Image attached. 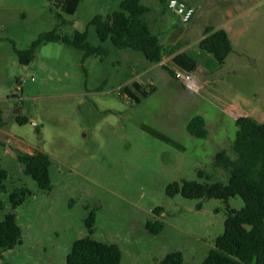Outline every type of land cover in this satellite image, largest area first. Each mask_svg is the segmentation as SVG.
I'll return each mask as SVG.
<instances>
[{"label": "rangeland", "instance_id": "374dc122", "mask_svg": "<svg viewBox=\"0 0 264 264\" xmlns=\"http://www.w3.org/2000/svg\"><path fill=\"white\" fill-rule=\"evenodd\" d=\"M121 1L80 0L70 15L50 0H0L5 119L0 130L15 153L0 148V163L8 171L7 190L0 192L5 204L0 222L13 211L23 233L21 244L3 251L0 264H67L73 243L88 235L85 220L93 210V237L118 244L122 264H157L173 251H182L187 264H201L224 232L228 207L244 205L240 197L228 203L169 197L167 187L183 179L200 180L198 170H211L221 149L233 156L237 119L251 116L264 122V1L246 6L237 23L244 30L232 32L233 51L221 67L211 71L213 55H200L193 73L202 85L198 90L163 66L154 67L141 52L100 41L91 20L118 10ZM141 1L153 9L149 19L165 46L181 44L195 52H200L199 39L207 27L224 22L225 9L235 4L184 0L196 13L181 23L173 13H162L160 0ZM87 29L89 41L109 48L108 56L83 61L82 51L47 42L26 66L14 49L28 48L42 33L73 36ZM166 59L171 67V57ZM133 81L153 83L157 90L137 104L125 91ZM15 106L28 123L15 121ZM198 115L206 120L204 139L187 131ZM37 151L52 159L51 191L41 190L23 172L16 156ZM23 185L34 194L12 209L9 194ZM158 207L163 212L155 214ZM149 220L162 221L163 232L151 234Z\"/></svg>", "mask_w": 264, "mask_h": 264}, {"label": "trees", "instance_id": "16d2710c", "mask_svg": "<svg viewBox=\"0 0 264 264\" xmlns=\"http://www.w3.org/2000/svg\"><path fill=\"white\" fill-rule=\"evenodd\" d=\"M67 14L76 13L80 0H50ZM169 0H160L168 9ZM153 9L141 0H122L119 9L108 15L95 16L90 25L95 26L101 42L111 40L119 49H130L143 54L152 65L161 63L166 57H171L173 65L166 66L174 77V68L194 73L199 67V58L203 53L213 55L209 65L211 71L221 67L233 50L232 40L223 29L208 28L199 41L200 52L180 51L181 44L165 46L161 34L153 31L152 20L149 19ZM62 42L83 52V61L92 56L105 57L109 48L103 45H93L89 41L88 29L76 31L73 36L61 35L56 30L42 33L31 45L20 50L14 46L19 61L29 65L35 58L43 43ZM154 85L145 86L133 81L125 91L137 103L156 92ZM134 91L140 94L135 95ZM15 95L13 96V98ZM19 124H26L29 118L22 112L14 114ZM4 111L0 104V128L4 126ZM238 127L233 141L231 156L226 149L219 150L214 157L211 170L199 169L200 180H181L168 185L167 195H181L188 199H220L228 203L231 198H242L244 205L240 209L228 207L224 221V232L215 239V246L209 250L201 264H264V122L251 116L237 119ZM187 131L198 138H207L208 130L203 116L193 117L187 125ZM6 143L0 141V148ZM17 158L23 167V172L34 179L41 190H52L50 168L52 159L49 154L37 151L35 153L18 152ZM8 171L0 163V192L7 190ZM34 191L28 186L15 188L9 194L12 209L18 208ZM5 204L0 200V210ZM163 212V208L154 210L155 214ZM96 212L91 211L85 220L88 235L76 240L67 256V264H122L123 252L118 244L95 239ZM146 229L153 235L164 230L160 220H149ZM22 229L17 221V215L11 211L0 222V263L2 253L13 249L22 243ZM157 264H187L182 251L168 253Z\"/></svg>", "mask_w": 264, "mask_h": 264}, {"label": "crops", "instance_id": "0c3cea01", "mask_svg": "<svg viewBox=\"0 0 264 264\" xmlns=\"http://www.w3.org/2000/svg\"><path fill=\"white\" fill-rule=\"evenodd\" d=\"M184 1V0H183ZM264 0H235V4L232 5L231 7H229L227 10L225 9V21L224 22H221L219 25H217V27H212V26H209L207 28H215V29H219V28H223L225 29L230 38L232 39V32H234V35L236 33H239V32H242L244 29L243 27H239L237 26V23L239 22V20L241 19V17L246 14V12L248 11V8H246L247 5L249 4H258V2H263ZM186 2V1H185ZM187 3V2H186ZM188 4V3H187ZM193 6V5H191ZM194 8H196L195 6H193ZM164 11V6L162 5V13H165L163 12ZM170 11V10H169ZM171 12V11H170ZM169 12V13H170ZM172 13V12H171ZM196 13V12H195ZM175 15V14H174ZM195 15V14H194ZM178 18V17H177ZM179 19V18H178ZM204 36V35H203ZM200 40V39H199ZM170 46V45H169ZM191 51L188 49L187 46H185L184 48H182L180 51ZM233 51V50H232ZM203 55V54H201ZM166 58L159 64H155L154 67L156 66H163L165 65V62H166ZM211 60V59H210ZM27 66V65H26ZM152 85H154L153 83H150ZM200 84V83H199ZM155 86V85H154ZM201 84H200V88H201ZM199 88V89H200ZM3 98L0 99V101L2 100ZM16 108V106L14 107ZM19 108V107H18ZM16 108L14 113L17 114V113H20L22 112V108H20V110Z\"/></svg>", "mask_w": 264, "mask_h": 264}, {"label": "built area", "instance_id": "2783aa9c", "mask_svg": "<svg viewBox=\"0 0 264 264\" xmlns=\"http://www.w3.org/2000/svg\"><path fill=\"white\" fill-rule=\"evenodd\" d=\"M167 6L168 9L179 18L181 23L189 22L196 12L193 6L187 4L183 0H169ZM174 77L193 90H198L200 88V84L196 78H194L193 73L175 67ZM34 125L37 124L34 123Z\"/></svg>", "mask_w": 264, "mask_h": 264}, {"label": "water", "instance_id": "95a60500", "mask_svg": "<svg viewBox=\"0 0 264 264\" xmlns=\"http://www.w3.org/2000/svg\"><path fill=\"white\" fill-rule=\"evenodd\" d=\"M19 110H20V108H18ZM5 139H6V135L4 134V132H2L1 130H0V141H5ZM5 148L7 149V150H9L12 154H15L14 152H13V150L11 149V147H10V145H9V142H6V146H5Z\"/></svg>", "mask_w": 264, "mask_h": 264}]
</instances>
